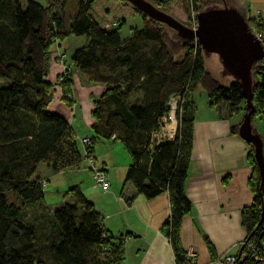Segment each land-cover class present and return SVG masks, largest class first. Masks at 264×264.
<instances>
[{
    "label": "trees",
    "instance_id": "16d2710c",
    "mask_svg": "<svg viewBox=\"0 0 264 264\" xmlns=\"http://www.w3.org/2000/svg\"><path fill=\"white\" fill-rule=\"evenodd\" d=\"M69 1L46 0L41 5L33 0H0V264H118L123 255V237L102 226L100 214L77 185L63 192L71 201L50 211L41 204L43 182L33 177L39 163L56 173L82 161L66 119L47 109L52 97L45 79L50 46L68 35L85 37L69 54L72 67L88 82L103 85L90 111L89 152L99 139L121 142L130 157L124 181L145 198L166 193L168 215L163 226L175 264H181L185 250L179 229L190 211L183 190L194 118L190 95L199 86L208 106L224 102L228 115H234L244 110L239 85L234 80L220 85L204 67L194 41L171 36L160 22L125 0H72L67 15ZM180 2L193 13L214 4V0ZM129 15L139 16L141 25L130 27L120 38L118 29ZM246 22L250 30L264 26V18L247 17ZM71 72L65 67L57 82L66 106L71 104ZM251 75L252 118L264 114V51ZM173 96L181 99L173 137L156 141L151 133L159 129ZM231 130L236 132V126ZM246 159L253 196L240 210L242 241L257 245L264 234L250 144ZM244 250L239 244V251ZM245 262L250 264L249 257Z\"/></svg>",
    "mask_w": 264,
    "mask_h": 264
},
{
    "label": "crops",
    "instance_id": "0c3cea01",
    "mask_svg": "<svg viewBox=\"0 0 264 264\" xmlns=\"http://www.w3.org/2000/svg\"><path fill=\"white\" fill-rule=\"evenodd\" d=\"M240 3L241 8L245 6L246 17L264 18V0H240ZM57 46L51 48L54 55L61 51ZM60 58L63 60L53 59L48 64L45 79L51 84L52 97L47 109L66 119L79 144L78 137L90 134L93 121L90 111L103 85L88 82L83 75L73 73L69 96L71 104L64 105L60 100L56 77L71 63L69 55L66 58L64 52ZM194 89L190 95L194 105L191 153L183 184L190 211L181 220L179 241L182 248L190 246L195 250L196 264H214L220 263L216 261L219 256L237 253L245 235L240 224V210L251 202L253 196L247 181L251 173L246 159L249 143L242 140L237 131L231 130L233 126L237 130L241 112L228 115L224 102L208 106L206 96L203 102L196 103L192 96ZM106 141L117 140L110 138ZM98 161L97 165L103 169L109 182L106 190L91 187L85 161L78 167L59 172L79 169L84 173L83 178L81 174L74 184L100 214L102 226L111 234L123 237V255L118 264H175L163 226L168 215L166 193L145 198L124 181L130 157H98ZM38 166L33 177L42 179L37 174ZM65 201L71 199L68 197Z\"/></svg>",
    "mask_w": 264,
    "mask_h": 264
},
{
    "label": "water",
    "instance_id": "95a60500",
    "mask_svg": "<svg viewBox=\"0 0 264 264\" xmlns=\"http://www.w3.org/2000/svg\"><path fill=\"white\" fill-rule=\"evenodd\" d=\"M148 18L172 29L177 37L195 41L202 53L216 54L226 75L239 85L244 112L237 125L238 136L252 147L259 177L261 196L260 221L264 234V157L261 140L250 126L252 93L251 68L262 55L260 42L251 32L244 15L235 7L208 5L195 13V28L188 27L146 0H125Z\"/></svg>",
    "mask_w": 264,
    "mask_h": 264
},
{
    "label": "rangeland",
    "instance_id": "374dc122",
    "mask_svg": "<svg viewBox=\"0 0 264 264\" xmlns=\"http://www.w3.org/2000/svg\"><path fill=\"white\" fill-rule=\"evenodd\" d=\"M21 2H24V0H20ZM41 5L46 4V0H33ZM153 4L156 8L162 10L163 12H166L167 14L171 15L174 17L176 20L181 22L182 24L191 27V19L192 15L194 16L195 13H193L189 7H185L183 3L180 2V0H161L163 3L156 4L154 3L153 0H146ZM241 3H243L241 1ZM241 3L240 0H214V6H219L221 7L223 4L226 6H231L235 7L236 9L240 10L242 14L244 15L245 19L247 20V17L245 15V6L241 8ZM72 0H70L67 3L66 6V13L67 15L71 14L72 11ZM180 12V13H179ZM193 13V14H192ZM179 15H182L183 17L180 18ZM252 18H257V17H252ZM141 25V19L137 15H129L124 18V21L121 23L119 29H118V35L120 38H124L128 34V30L130 27H139ZM160 27L162 30L170 34L171 36L174 37L175 33L172 29L169 27L165 26L164 24H160ZM193 28V27H191ZM257 29V28H255ZM255 29L251 30V32H254ZM85 37L83 35L79 36H74V35H68L65 37L63 40H59L52 43L50 46V57H49V62L50 60H63V58H60L61 54H65L66 58L68 57L69 53L76 47L80 46L83 44ZM56 44L58 45L57 48L61 50L54 55V52L51 50V48H56ZM53 54H52V53ZM202 53V52H201ZM202 59L204 63V67H206L207 71L212 74V76L218 81L220 85H227L230 81L233 79L229 76L226 75L218 61V58L216 54L214 53H202ZM49 64V63H48ZM63 64V63H62ZM64 66V64H63ZM68 67L72 72H71V78L73 73H77V71L71 66H65ZM48 70V68H47ZM219 74V75H218ZM62 73H59L58 76L56 77V81H59V78L61 79ZM58 85V84H57ZM200 95V97H199ZM193 99L196 101V103L203 102L205 99V94L204 91H201V88L198 86L194 89L193 91ZM244 112L241 111V117L242 113ZM175 121L176 117L174 116ZM241 121V120H240ZM239 121V122H240ZM250 126L251 129L258 134L261 143H262V154L264 157V114L263 115H254L250 119ZM114 145V146H113ZM110 149V147H112ZM77 149L82 151L81 145L77 143ZM92 157H94V163L97 165L99 162L98 157H129L128 154L126 153L125 149L122 147L120 142L118 141H106L99 139L94 143V148L92 150ZM84 161V159H82ZM81 161V162H82ZM98 166V165H97ZM86 170L88 171V174L90 176V182H91V187L93 186V180H92V174L91 171L85 166ZM77 171V172H76ZM81 170H70L66 172H56L53 173L51 169L46 166L45 163H39L38 169H37V174L40 175L41 182H43V198L41 200V204L45 205L47 209L51 211L53 207H55L57 204H59V200L65 201L68 199L63 197V192L67 188L75 185L74 182H76V178H80L82 174V178L84 173L80 172ZM62 198V199H61ZM39 211L41 210L40 207ZM37 208V210H38ZM28 213H30L29 209H26ZM214 264H222L220 263H214Z\"/></svg>",
    "mask_w": 264,
    "mask_h": 264
},
{
    "label": "built area",
    "instance_id": "2783aa9c",
    "mask_svg": "<svg viewBox=\"0 0 264 264\" xmlns=\"http://www.w3.org/2000/svg\"><path fill=\"white\" fill-rule=\"evenodd\" d=\"M193 14V13H192ZM195 15H192L191 27L195 28ZM255 38L260 42L262 49L264 51V26H259L252 32ZM195 42V41H194ZM60 80V78H59ZM180 97L173 96L169 99V110L161 117V125L158 130L151 133L152 139L156 141H161L165 139H171L173 137L176 121H175V112L179 110L180 107ZM78 142L81 145L82 149V159L86 163V167L91 171L93 186L99 187L101 189H108L109 182L106 179L105 172L99 166L94 163L92 153L89 152L90 139L89 136L78 137ZM241 246L244 245L245 250L239 251L235 254H225L216 258V261L221 262L222 264H249L245 262L246 257H249L250 264H264V239L260 244H254L248 241H241L239 243ZM184 260L181 264H196L195 261V250L188 246L185 249Z\"/></svg>",
    "mask_w": 264,
    "mask_h": 264
}]
</instances>
